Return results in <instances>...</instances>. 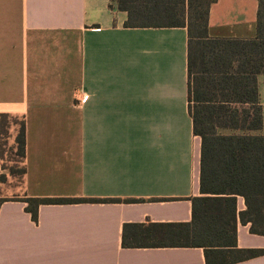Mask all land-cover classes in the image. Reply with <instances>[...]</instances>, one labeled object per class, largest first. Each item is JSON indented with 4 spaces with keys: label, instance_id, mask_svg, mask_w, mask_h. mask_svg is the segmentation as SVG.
<instances>
[{
    "label": "crops",
    "instance_id": "crops-1",
    "mask_svg": "<svg viewBox=\"0 0 264 264\" xmlns=\"http://www.w3.org/2000/svg\"><path fill=\"white\" fill-rule=\"evenodd\" d=\"M258 9L259 0H217L208 33L249 42L256 83L234 107L259 109L261 129L245 134L264 136ZM126 21L111 0H0V114L25 116L27 143L23 197L0 208V264H207L202 248L122 244L126 224L191 223L202 196L188 29ZM25 198L122 202L42 205L35 222ZM237 241L264 250L249 225L238 224Z\"/></svg>",
    "mask_w": 264,
    "mask_h": 264
},
{
    "label": "trees",
    "instance_id": "trees-1",
    "mask_svg": "<svg viewBox=\"0 0 264 264\" xmlns=\"http://www.w3.org/2000/svg\"><path fill=\"white\" fill-rule=\"evenodd\" d=\"M216 1L111 0V8L127 14L126 28L188 29L190 112L194 132L202 139V196L193 200L192 222L126 224L122 244L125 248H202L207 264H236L264 255V250L239 249L237 241L239 223L249 225L251 234L264 237V136L245 134L260 130L263 120L259 109L251 116L234 107L252 99L249 88L256 80L248 73L249 42L210 38L209 12ZM257 27V40L264 51V0H259ZM258 72L259 69L252 70L253 77ZM247 123L248 127L241 126ZM223 130L243 133H219ZM12 136L14 144L9 151H15L16 162L24 165L21 173L25 177L26 118L0 114L2 162ZM0 180L5 181L6 175H1ZM239 197L246 206L242 212H238ZM9 201L12 199L0 196V208ZM21 201L28 205L26 211L35 222L42 205L122 202L43 198Z\"/></svg>",
    "mask_w": 264,
    "mask_h": 264
},
{
    "label": "rangeland",
    "instance_id": "rangeland-1",
    "mask_svg": "<svg viewBox=\"0 0 264 264\" xmlns=\"http://www.w3.org/2000/svg\"><path fill=\"white\" fill-rule=\"evenodd\" d=\"M13 134V130H10V135ZM0 144L2 141L0 140ZM14 144V137H10L7 149L4 154V161L0 160V176L6 175V180H0V196L7 199H20L23 197L24 188V176L22 170L24 165L21 162H16V157L13 152L9 151ZM10 169H13V174L10 173Z\"/></svg>",
    "mask_w": 264,
    "mask_h": 264
}]
</instances>
